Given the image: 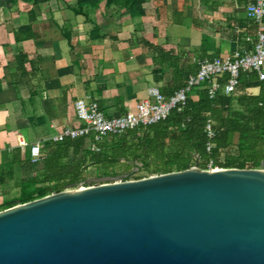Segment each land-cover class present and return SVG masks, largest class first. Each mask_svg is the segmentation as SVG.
I'll return each instance as SVG.
<instances>
[{
  "label": "crops",
  "instance_id": "1",
  "mask_svg": "<svg viewBox=\"0 0 264 264\" xmlns=\"http://www.w3.org/2000/svg\"><path fill=\"white\" fill-rule=\"evenodd\" d=\"M248 3L146 0L144 14L132 16L105 1L77 15L76 0H0V163L16 149L29 157L19 140L40 142L43 152L57 132L81 125L78 99L96 101L107 116L131 112L151 87L166 95L182 87L198 60L245 48ZM26 26L29 36L16 40ZM159 52L178 57L177 67L162 64Z\"/></svg>",
  "mask_w": 264,
  "mask_h": 264
},
{
  "label": "water",
  "instance_id": "2",
  "mask_svg": "<svg viewBox=\"0 0 264 264\" xmlns=\"http://www.w3.org/2000/svg\"><path fill=\"white\" fill-rule=\"evenodd\" d=\"M136 178L1 210L0 264H264V162Z\"/></svg>",
  "mask_w": 264,
  "mask_h": 264
},
{
  "label": "trees",
  "instance_id": "3",
  "mask_svg": "<svg viewBox=\"0 0 264 264\" xmlns=\"http://www.w3.org/2000/svg\"><path fill=\"white\" fill-rule=\"evenodd\" d=\"M76 1L77 15L83 14L85 9L95 10L105 1L125 8L132 16H141L146 0ZM241 27L249 30L250 36H255L257 25L253 21L242 20ZM30 28L26 26L18 30L15 33L16 40L21 32L29 36ZM159 54L162 64L169 63L177 67L178 57H172L170 52ZM205 59L209 58L202 60ZM226 80L227 76H224L222 82ZM251 87H256L258 93L252 94L249 90ZM207 92L208 84H204L193 90L182 111L173 110L165 120L156 124L108 137L102 143L100 152L89 150L85 137L66 138L57 143L47 141L44 144L42 167L35 170L38 164H32L27 154L22 155L16 149L9 161L0 163V186L17 176L15 168L20 172L33 171V175L25 179L19 174V195L11 200L0 201V211L13 206L14 202L26 203L85 181L88 163L102 167L104 172L101 176L110 177L114 175L109 169L122 162L127 171L135 168L150 175L187 170L195 164L196 159L200 167H205L210 160L224 168L261 167L264 162V80L259 81L255 72H242L240 85L233 94H218L216 98L210 99ZM208 119L215 131L211 152L207 151L210 141L206 133ZM78 156L82 157L81 162L69 161L71 157ZM136 163L141 166L137 167ZM135 173L129 171L125 179H130Z\"/></svg>",
  "mask_w": 264,
  "mask_h": 264
},
{
  "label": "built area",
  "instance_id": "4",
  "mask_svg": "<svg viewBox=\"0 0 264 264\" xmlns=\"http://www.w3.org/2000/svg\"><path fill=\"white\" fill-rule=\"evenodd\" d=\"M247 19L257 25L255 36H248V45L233 52L227 58L214 57L198 60V70L187 77L185 84L173 90L170 94L162 93L158 88L148 90V98L137 104L131 112L116 116H107L98 103L88 97L75 101V113L81 125L68 127L51 137L55 143L66 138L85 137L87 148L93 152H100L102 143L110 136L122 135L125 131L139 127H146L165 120L173 110L182 111L189 100L190 94L203 84H208V96L214 99L218 94H233L240 85L242 72H255L259 81L264 80V0H249L246 6ZM224 76L227 80L222 82ZM206 133L210 141L207 151L214 148L211 140L215 136L212 122L208 119ZM18 147L25 152L29 150L32 164H38L43 158V146L40 142L28 144L24 139L19 140ZM198 160V159H197ZM202 170L222 169L221 165L210 160ZM82 184L78 185L81 187ZM68 189V187L66 188Z\"/></svg>",
  "mask_w": 264,
  "mask_h": 264
},
{
  "label": "rangeland",
  "instance_id": "5",
  "mask_svg": "<svg viewBox=\"0 0 264 264\" xmlns=\"http://www.w3.org/2000/svg\"><path fill=\"white\" fill-rule=\"evenodd\" d=\"M204 85V84H203ZM77 161V162H81L82 160V157L81 156H78L76 158L74 157H71L69 159V161ZM196 162H198V160L196 159ZM196 162L195 164L192 166V167H195L196 165ZM137 164V163H136ZM87 170L85 172V176H87V178H98V177H104V176H101L104 172V169L100 166H97V165H90V163L87 164ZM141 164L138 163L137 164V167H140ZM37 169H41V165H38L37 166ZM16 170V174L17 176L13 179V180H8L6 182V184H4V189L2 190H7L6 194L1 198L2 201L4 200H11V199H14L16 198L18 195H19V174H21L22 178H27L29 176H32L33 174V171H30V170H25V171H22L20 172L18 170V168H15ZM130 172H133L135 171L136 173L134 175H132L131 177H142V176H153V175H150L149 173H146L144 170H138V169H131L129 170ZM129 171H127V168L126 166L123 164H118L116 166H114L113 168L109 169V172L112 173V175H114V177L116 178H126L129 174ZM157 175V174H155ZM130 177V178H131ZM71 185L68 186V188H70ZM52 193H55V192H52Z\"/></svg>",
  "mask_w": 264,
  "mask_h": 264
}]
</instances>
